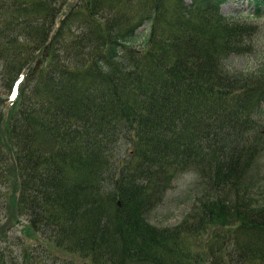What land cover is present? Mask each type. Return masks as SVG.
I'll use <instances>...</instances> for the list:
<instances>
[{
    "label": "trees",
    "instance_id": "obj_1",
    "mask_svg": "<svg viewBox=\"0 0 264 264\" xmlns=\"http://www.w3.org/2000/svg\"><path fill=\"white\" fill-rule=\"evenodd\" d=\"M132 1L0 0V264H264V75L227 67L256 25ZM185 173L215 194L153 225Z\"/></svg>",
    "mask_w": 264,
    "mask_h": 264
},
{
    "label": "rangeland",
    "instance_id": "obj_2",
    "mask_svg": "<svg viewBox=\"0 0 264 264\" xmlns=\"http://www.w3.org/2000/svg\"><path fill=\"white\" fill-rule=\"evenodd\" d=\"M145 1L134 0L130 2L128 5L130 14L135 17H140L145 16L151 11L152 7L147 9L143 7ZM186 1L190 3V0ZM261 1L264 10V0ZM258 2L257 0H228L221 6L220 13L228 20L235 22L248 20L257 27L256 34L251 35V39H249L251 41L250 43L253 44L252 48L243 53L233 54L228 58L227 67L231 71L256 76L264 75V14L256 16V4ZM10 81V79H7L0 82L2 97H4L6 102L12 96L10 95L11 91L8 87ZM257 191L258 196L264 194V182L258 187ZM215 192L216 190L212 191L209 189L208 184L202 177L194 173L182 174L173 182L164 201L151 211L149 221L158 227H174L181 224L188 213L197 210L195 207L201 200L206 199L211 194H215ZM19 233L22 234L27 243L32 242L29 235H26L24 232ZM77 262L81 264H92L91 260L87 262L79 260Z\"/></svg>",
    "mask_w": 264,
    "mask_h": 264
},
{
    "label": "bare ground",
    "instance_id": "obj_3",
    "mask_svg": "<svg viewBox=\"0 0 264 264\" xmlns=\"http://www.w3.org/2000/svg\"><path fill=\"white\" fill-rule=\"evenodd\" d=\"M227 1H228V0H227ZM227 1H226V2H227ZM226 2H224V3H226ZM224 3H223V4H224ZM220 11H221V10H220Z\"/></svg>",
    "mask_w": 264,
    "mask_h": 264
}]
</instances>
